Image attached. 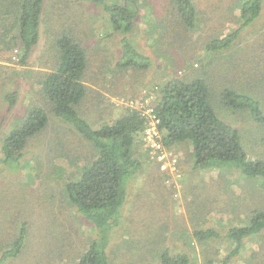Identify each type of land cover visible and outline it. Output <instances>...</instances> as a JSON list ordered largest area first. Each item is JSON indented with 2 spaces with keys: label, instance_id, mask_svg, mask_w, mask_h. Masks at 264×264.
Returning <instances> with one entry per match:
<instances>
[{
  "label": "rangeland",
  "instance_id": "374dc122",
  "mask_svg": "<svg viewBox=\"0 0 264 264\" xmlns=\"http://www.w3.org/2000/svg\"><path fill=\"white\" fill-rule=\"evenodd\" d=\"M124 1L106 0L109 4ZM245 1L192 0L198 11V25L190 30L178 21L175 0H139L133 33L126 35L154 60V66L146 70L116 68L125 35L115 32L102 4L91 0H45L41 25V32L45 34L39 52L25 65L18 63L12 55L13 52L17 55L16 50L20 48L16 38L20 30L17 27L19 17L11 13L0 14V41H3L0 42L1 153L4 133L11 131L15 120L21 118L30 105H42L52 113L40 92L41 79L37 71L43 67L52 70L56 66L58 51L55 55L54 48L47 44V36L52 40L59 31H48L46 27L58 3L65 17L69 12L73 14L72 20L65 18L63 21L69 29L65 33L75 36L86 50L88 65L84 80L87 94L77 106L81 116L94 128L112 122L128 107L151 118L148 128L137 137L135 155L143 161L144 169L130 182L124 224L111 232L107 246L110 264H162L161 255L166 249L172 254H189L195 264H208L210 259L212 263L209 264H219L228 256L231 246L225 240L194 241L195 226L201 224L218 229L236 226L243 224L253 209H264V191L259 190L257 182H250L245 176L241 179V174L228 170L223 182L216 184L220 169L192 170L190 147L186 143L166 146L157 126L156 142L160 146L152 143V140L155 142L152 135H155L156 123L151 113L162 86L176 77L207 76L205 79L212 85L219 115L244 131L242 137L251 159L264 158V129L253 124L243 112L228 114L217 102L219 93L226 86L243 85L238 89H248L246 85L251 86L256 76L264 77V70H258L264 69V6L259 20L245 27L228 49L217 54V64L230 61L231 68L226 73L231 79L229 83L222 86L221 75L225 74L221 67L216 69L221 74L218 76L212 71L205 75L200 70L201 61L211 56L204 51L202 43L210 42L214 37H225L238 28ZM158 28L160 33H156ZM3 29L9 31L8 42L3 40ZM4 44L8 48H4ZM45 49L50 55H46ZM9 50L11 55L6 56ZM165 50L176 55L178 61H166L162 55ZM231 55L239 58L238 65L232 64ZM212 76L218 77L220 83ZM254 85L252 92L263 98L264 83L255 81ZM16 86L17 103L8 113L6 96ZM70 126L51 123L30 139L19 172L0 170V236L8 242L6 240L12 241L18 236L23 224L28 229L23 252L1 264H75L96 236L93 224L79 216L64 195L67 179L80 177L83 167L97 155L93 144ZM58 140L66 142V158L60 156L64 149L54 144ZM54 147L53 153L59 155L57 159L52 163L46 160L44 167L41 161L37 163L36 154ZM163 155L165 161L159 159ZM201 204L205 210L199 213ZM228 264H264V232L249 238L241 253Z\"/></svg>",
  "mask_w": 264,
  "mask_h": 264
},
{
  "label": "trees",
  "instance_id": "16d2710c",
  "mask_svg": "<svg viewBox=\"0 0 264 264\" xmlns=\"http://www.w3.org/2000/svg\"><path fill=\"white\" fill-rule=\"evenodd\" d=\"M3 1L2 8L6 10L5 14L11 13L19 17L17 23L20 30L16 38L20 48L15 59L18 63L25 65L40 40L44 0ZM7 1L9 4L6 3ZM91 1L102 4L110 15L115 32L125 35L121 41L122 56L116 63V68L141 70L152 68L154 60L136 47L131 38L126 35L133 33L135 20L138 17L139 0H125L122 4H109L106 0ZM263 1L246 0L241 6L242 22L238 28L225 37H214L210 42L202 43L204 51L211 56L201 61L200 70L205 75L212 71L214 76H218L221 74L216 69L221 67L222 74H225L221 75L222 86L231 80L226 74L230 71L231 65L230 61L222 65L217 64L215 62L217 54L228 49L245 27L259 20L263 12ZM175 2L180 24L190 30L196 29L198 11L192 0H175ZM63 19L62 14L60 21ZM60 21H54L49 28L50 31L57 28L59 33L56 37H52L51 40L50 36H47V44L54 48L55 55L58 51V59L54 63L56 66L52 70L43 67L37 71L41 79L40 92L52 108V113L42 105H30L25 114L15 120L11 131L4 133L3 153L0 152V170L19 172L30 139L53 122L71 125L74 131L90 141L97 155L92 162L83 167L80 177L67 179L65 194H63L67 195V199L75 207L79 216L86 218L96 229V236L89 244L88 250L75 264H110L107 246L111 232L124 224L130 182L144 169L143 161L135 155V147L137 137L146 128L149 118L138 110L128 107L112 122L94 128L81 116L77 106L87 94V85L84 80L88 65L86 50L75 36L65 33L68 25ZM160 32L158 28L156 33ZM6 35L3 37L4 41H7ZM262 43L264 45V40ZM47 51V49L44 50L46 55L49 54ZM162 55L166 61L172 63L178 61V57L168 54L167 50ZM43 57L45 58L44 55ZM229 58L232 64H239L238 57L231 55ZM214 76L211 78L220 83L218 77ZM205 78L208 77L199 76L191 79L176 77L168 80L160 89L158 100L154 105V114L160 120L159 129L163 133L164 144L174 146L186 143L191 149V169L194 171L220 169V179L216 184L223 182L226 171L234 170L241 174V179V176H245L248 181L257 182L259 190L264 191V158H250L245 147V139L242 137L244 131L219 115L217 106L214 105L212 85ZM255 81L264 83V77L258 75ZM255 81L251 86L246 85L248 89H238L243 85L226 86L223 92L219 93L217 102L228 114L235 115L243 112L253 124L264 129V96L262 98L252 92ZM17 86L6 96L8 113L16 106ZM54 142L59 148L64 149V153L60 156L66 158L65 140ZM55 148L36 154L37 163L41 161L44 167L43 162L46 160L52 163L55 158L57 159L59 155L53 153ZM43 183L46 184L47 181L43 179ZM204 210L205 207L201 204L198 212H204ZM200 225H196L193 230L194 241L206 242L212 239L227 241L231 246L230 253L219 264H228L231 259L241 253L249 238L264 232V209H253L247 220L240 225L222 229ZM66 233L67 231L63 229V234L66 235ZM27 235L28 229L26 224H23L14 240L4 242L0 236V250H2L0 264L23 252L27 246ZM3 245H5L4 248ZM161 260L162 264H195L189 254H172L169 249L163 250ZM207 263H212L211 259Z\"/></svg>",
  "mask_w": 264,
  "mask_h": 264
},
{
  "label": "crops",
  "instance_id": "0c3cea01",
  "mask_svg": "<svg viewBox=\"0 0 264 264\" xmlns=\"http://www.w3.org/2000/svg\"><path fill=\"white\" fill-rule=\"evenodd\" d=\"M4 1L3 0H0V14H4L5 12H6V10L5 9H3L2 7L4 6V3H3ZM57 2H61V0H57ZM6 3H8L9 4V1H7ZM44 3H45V0H44ZM44 3H43V10H42V13L44 12ZM56 9L50 14V20L48 21V23H47V27H46V30H48V31H50V25L54 22V21H60V18H61V15H62V12L59 10V7H61V5H59V3H58V5H56ZM5 11V12H4ZM41 13V25H42V22H43V14ZM64 16V15H63ZM72 17H73V14H72V12H69L68 13V15L65 17L64 16V19H63V21H65V18H68V19H70V20H72ZM62 20L60 21V22H63ZM65 23V22H64ZM41 25H40V27H41ZM18 27V26H17ZM57 28H54V29H52V30H56ZM8 30H7V32L5 31V30H3V35L5 36L6 34H8ZM13 32H16L15 30H13ZM45 34V32H41V35H40V40H39V42H38V46H37V48L35 49V51L32 53V55L31 56H34V55H36V53H38L39 52V50H40V43H42L41 41V39H42V35H44ZM0 42H3V41H0ZM4 48H8V46H5V44H4ZM17 51V50H16ZM14 53L15 52H13V57L14 56H16V55H14ZM0 54H2V51H0ZM11 55V51L9 50L8 52H6L5 53V55L7 56V55ZM4 61V60H3ZM25 70H27V72L29 73L30 72V70L29 69H25Z\"/></svg>",
  "mask_w": 264,
  "mask_h": 264
},
{
  "label": "built area",
  "instance_id": "2783aa9c",
  "mask_svg": "<svg viewBox=\"0 0 264 264\" xmlns=\"http://www.w3.org/2000/svg\"><path fill=\"white\" fill-rule=\"evenodd\" d=\"M151 116L153 117V122L156 123V124H155V129H154V133H155V135H152L153 138L155 139V142H153V140L150 139V135H148V138H149L150 140H152V143H153L154 145H158V146H160V144L156 142V139H158V136H159V133L156 131V126H157V129H158V124H159L160 120H159V119L156 117V115L154 114V110H153V108H152ZM148 118H149V122H148V124H149V123L151 122V118H150V117H148ZM148 124H147V127H146V128H148ZM158 130H159V129H158ZM147 133H148V130H147ZM149 133H150V132H149ZM156 133H157V135H156ZM150 134H151V133H150ZM164 157H165V156L163 155V156H161L159 159L162 160V161H165Z\"/></svg>",
  "mask_w": 264,
  "mask_h": 264
},
{
  "label": "clouds",
  "instance_id": "9594fccd",
  "mask_svg": "<svg viewBox=\"0 0 264 264\" xmlns=\"http://www.w3.org/2000/svg\"><path fill=\"white\" fill-rule=\"evenodd\" d=\"M16 52H17V51H16ZM153 110H154V107H153ZM146 127H147V126H146ZM145 129H146V128H145ZM145 129H144V130H145ZM158 129H159V124H158ZM159 131H160V129H159Z\"/></svg>",
  "mask_w": 264,
  "mask_h": 264
}]
</instances>
